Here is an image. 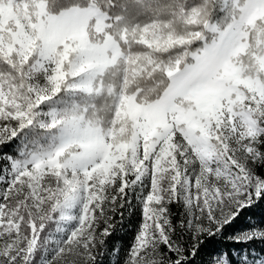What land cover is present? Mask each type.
<instances>
[{
    "label": "snow or ice",
    "instance_id": "6c2138e0",
    "mask_svg": "<svg viewBox=\"0 0 264 264\" xmlns=\"http://www.w3.org/2000/svg\"><path fill=\"white\" fill-rule=\"evenodd\" d=\"M0 264H264V0H0Z\"/></svg>",
    "mask_w": 264,
    "mask_h": 264
},
{
    "label": "trees",
    "instance_id": "16d2710c",
    "mask_svg": "<svg viewBox=\"0 0 264 264\" xmlns=\"http://www.w3.org/2000/svg\"><path fill=\"white\" fill-rule=\"evenodd\" d=\"M139 221V215H134L132 217V219L130 220L129 222V227H128V230H127V233L126 235L124 236V242L125 244L127 243V241L131 238V235H132V232L134 231L135 229V226L136 224L138 223Z\"/></svg>",
    "mask_w": 264,
    "mask_h": 264
}]
</instances>
